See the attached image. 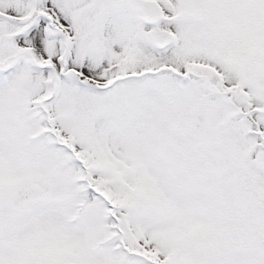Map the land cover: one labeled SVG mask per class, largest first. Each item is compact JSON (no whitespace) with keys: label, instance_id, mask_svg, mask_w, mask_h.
<instances>
[{"label":"snow or ice","instance_id":"6c2138e0","mask_svg":"<svg viewBox=\"0 0 264 264\" xmlns=\"http://www.w3.org/2000/svg\"><path fill=\"white\" fill-rule=\"evenodd\" d=\"M0 264H264V0H0Z\"/></svg>","mask_w":264,"mask_h":264}]
</instances>
